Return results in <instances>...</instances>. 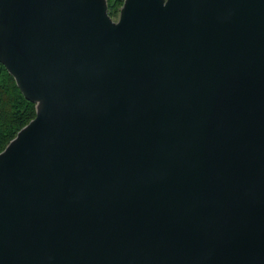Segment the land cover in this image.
Returning <instances> with one entry per match:
<instances>
[{
	"label": "water",
	"instance_id": "95a60500",
	"mask_svg": "<svg viewBox=\"0 0 264 264\" xmlns=\"http://www.w3.org/2000/svg\"><path fill=\"white\" fill-rule=\"evenodd\" d=\"M0 65V264H264V0H0Z\"/></svg>",
	"mask_w": 264,
	"mask_h": 264
},
{
	"label": "trees",
	"instance_id": "16d2710c",
	"mask_svg": "<svg viewBox=\"0 0 264 264\" xmlns=\"http://www.w3.org/2000/svg\"><path fill=\"white\" fill-rule=\"evenodd\" d=\"M123 4L124 0H109L110 15L119 16ZM35 116V103L24 96L14 76L0 65V152Z\"/></svg>",
	"mask_w": 264,
	"mask_h": 264
},
{
	"label": "rangeland",
	"instance_id": "374dc122",
	"mask_svg": "<svg viewBox=\"0 0 264 264\" xmlns=\"http://www.w3.org/2000/svg\"><path fill=\"white\" fill-rule=\"evenodd\" d=\"M115 20H118V18H119V16H117V17H113Z\"/></svg>",
	"mask_w": 264,
	"mask_h": 264
}]
</instances>
